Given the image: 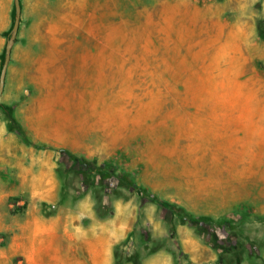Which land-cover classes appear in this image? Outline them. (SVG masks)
Listing matches in <instances>:
<instances>
[{"label": "rangeland", "instance_id": "1", "mask_svg": "<svg viewBox=\"0 0 264 264\" xmlns=\"http://www.w3.org/2000/svg\"><path fill=\"white\" fill-rule=\"evenodd\" d=\"M21 4L0 264H264V0Z\"/></svg>", "mask_w": 264, "mask_h": 264}, {"label": "water", "instance_id": "2", "mask_svg": "<svg viewBox=\"0 0 264 264\" xmlns=\"http://www.w3.org/2000/svg\"><path fill=\"white\" fill-rule=\"evenodd\" d=\"M16 7H17L18 16H17L16 22H15V28H17L19 26V24L21 23V17H22L21 0H16ZM11 57H12V44H11V42H9L7 45L6 60H5V63H4V66L2 68V72L0 75V98H1V96L5 90L8 67H9V64L11 61Z\"/></svg>", "mask_w": 264, "mask_h": 264}, {"label": "trees", "instance_id": "3", "mask_svg": "<svg viewBox=\"0 0 264 264\" xmlns=\"http://www.w3.org/2000/svg\"><path fill=\"white\" fill-rule=\"evenodd\" d=\"M12 29L13 28H11L10 30H8L7 33H6L8 40L11 39Z\"/></svg>", "mask_w": 264, "mask_h": 264}]
</instances>
